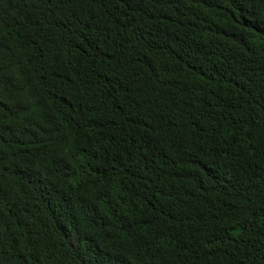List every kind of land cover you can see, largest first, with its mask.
Listing matches in <instances>:
<instances>
[{"label": "trees", "instance_id": "obj_1", "mask_svg": "<svg viewBox=\"0 0 264 264\" xmlns=\"http://www.w3.org/2000/svg\"><path fill=\"white\" fill-rule=\"evenodd\" d=\"M0 264H264V0H0Z\"/></svg>", "mask_w": 264, "mask_h": 264}]
</instances>
